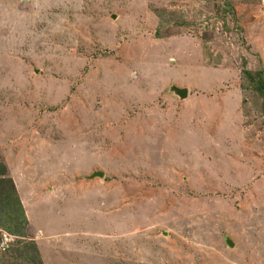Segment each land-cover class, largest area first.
<instances>
[{
	"label": "rangeland",
	"instance_id": "obj_1",
	"mask_svg": "<svg viewBox=\"0 0 264 264\" xmlns=\"http://www.w3.org/2000/svg\"><path fill=\"white\" fill-rule=\"evenodd\" d=\"M245 65L264 67V0H0V161L13 162L20 201L29 195L20 238L42 264H264V114ZM173 78L199 101L195 134L175 126L183 109L161 89ZM167 123L180 126L176 147L203 148L208 165H132L121 134ZM210 129L231 146L243 137L245 165H215ZM83 150L87 174H105L101 220L83 211L82 187L73 202L67 186L39 195L37 165L62 181L63 159ZM25 154L34 165H14ZM255 204L259 222L245 223ZM0 210V264H32L4 227L12 207Z\"/></svg>",
	"mask_w": 264,
	"mask_h": 264
},
{
	"label": "crops",
	"instance_id": "obj_2",
	"mask_svg": "<svg viewBox=\"0 0 264 264\" xmlns=\"http://www.w3.org/2000/svg\"><path fill=\"white\" fill-rule=\"evenodd\" d=\"M173 82L179 86H187L186 84H182L179 80H176L173 78L168 83L161 86L162 92L163 91L167 92V88ZM187 87L190 89L189 86ZM190 95L191 94L189 91V95L187 99H184V101L179 100L178 98L174 97L172 94H170V97L174 98V101L176 102V104H181L180 106L181 110L183 109L182 113H179V115L183 116L184 119L174 121L175 126L181 125L182 126L181 128L185 130L186 132L193 130L194 131L193 134H195V128H198V127L201 128L200 123H199L201 122V118L200 119L198 118V114H195V110H194L195 108H198L199 110V101L196 100L195 97L191 99ZM221 102L222 101H218L216 99L214 101L218 110L221 109V105H222ZM192 103L195 104V108H191ZM211 104L213 105V101H211ZM223 106L225 108V104H223ZM138 110L140 111L139 107H138ZM222 110L224 111L223 108ZM233 115L234 114L229 113L228 115L224 113V116H228L227 119L229 121L231 120L230 117H232ZM187 117L190 121V124L186 125L185 121L187 120ZM197 119H198V123L196 121ZM136 122L139 123V121H136ZM137 123H135L134 119H132L131 120L132 128H135ZM168 124L169 123H167V125ZM175 126L172 124H169L166 129L162 131L158 130L155 132H151L152 130H146V128L145 130H141V131L132 130L131 134L135 132L137 133L136 140H133V139L128 140L124 137V135L121 134L122 138L120 139L124 143V146L122 149L123 154L125 156L127 155V156L134 157V161L132 165H208L204 157L205 155L203 156V153H204L203 148L196 149L194 147L193 149L188 150V148L176 147L177 145L180 144L179 142L182 140L179 137V131L177 129L180 126L178 127H175ZM207 134L208 136H210L212 140L213 148H215L214 150L215 154L212 152V156H210L213 162H214V158L215 157L217 158L215 165H241V164L245 165L246 160L244 158H240L241 155L245 156V152L243 151L244 142L243 144L241 142V139L243 137L241 138L240 136L238 141H235L234 145L231 146L228 142L223 140V139H226V137H229L230 134L228 133L226 134L224 132L221 133L219 129H216L215 131L210 129L207 132ZM166 139H168L169 142H165ZM46 149H47V146H42L41 149L36 151L39 154H41L40 157L42 161H48L51 159L50 156H48L49 155L48 151L45 152ZM83 152L86 153V150L76 152L73 155L69 154L71 156L69 160H66V158L63 159L64 162H70L71 165H68L69 163H65L66 165H60V168L62 170L61 173L64 176L62 181H54V179H52V172L50 170H48L47 168H44L42 165H37V168L39 170L38 178L40 179V185L43 186L42 194H39V195H41L42 197H44V195L47 193L58 195L59 190L56 191L58 192L56 194L55 187L67 186L69 187L68 193L69 194L72 193L70 200L71 202H73L75 198H72V197L76 196V187H78V190L80 187H82V193H85L86 195L90 196L89 199L84 201L83 211L89 214L90 213L93 214V219L101 220L103 219V177L101 178L100 177H94V178L85 177V176H88L87 173L89 171L92 172L93 170L92 167L93 165H95V163L89 162L88 160H90L91 158V156H89L90 154L86 155V154H83ZM109 154H111L112 156L117 155V153L114 151ZM237 154H239L240 156H238ZM220 155H223L222 160L220 159L221 158ZM34 159L35 157L33 155L25 154L24 157L17 159V160L15 159L16 164L14 163V165H18L22 161L23 163H21L20 165L32 166L34 165ZM9 162L13 164L12 161L6 158L5 163L7 165H10ZM72 168H75L76 170L71 171ZM22 172L23 171L21 170L20 173ZM12 173H13V170L11 171V173L10 171H8L9 175H12ZM69 173H72L71 177L67 176ZM79 175H82L81 179H77ZM24 176L25 177L23 180L25 179L29 180L27 176L25 175V173H24ZM70 180L72 181L70 182ZM16 184H17V190H19L20 188H24L22 187L23 186L22 182H18L17 180ZM30 184L35 185L36 179L35 178L31 179ZM52 186H55V187L51 188ZM77 194H81L80 191H78ZM55 195H53V197H55ZM21 196H22V202H25L24 204L27 207V212L28 213H30V211L33 212L32 205L29 200L30 199L29 195L23 194ZM67 198H68V195H66V200ZM258 199H259V196H258ZM26 203L29 206H27ZM258 206L259 205L255 204L253 207H250V213L248 214L247 212L245 214L247 215V217L244 219L245 223L250 222L251 224V223L259 222V210L257 208ZM256 212H258L257 213L258 217H255V215L257 214H254V213ZM245 226H247V224H245ZM261 233H264V226L259 228V235ZM260 243H261V240L259 244ZM260 250H262L263 252L262 248H260Z\"/></svg>",
	"mask_w": 264,
	"mask_h": 264
},
{
	"label": "trees",
	"instance_id": "obj_3",
	"mask_svg": "<svg viewBox=\"0 0 264 264\" xmlns=\"http://www.w3.org/2000/svg\"><path fill=\"white\" fill-rule=\"evenodd\" d=\"M227 4H230L227 2ZM226 10H230L229 6L225 7ZM232 9V8H231ZM243 76L245 81L247 82L244 88H251L262 99V113L264 114V67H261L256 70H252L247 68L246 65L243 69ZM9 169L6 167L4 161H0V199L2 203H0L1 208H10L12 207L13 212H10V226L4 224V227L12 232H18L19 238L15 240L17 244L25 243L22 250L21 248H17L16 254L24 255L27 263L32 264H42L40 255L37 251V247L34 242H23L20 237H24L25 235V226H27L28 221L25 216V207L23 203L20 201L19 193L17 192L16 183L12 179L11 175L8 174ZM13 194H17L13 198ZM27 215V214H26ZM1 210H0V224L1 222Z\"/></svg>",
	"mask_w": 264,
	"mask_h": 264
},
{
	"label": "water",
	"instance_id": "obj_4",
	"mask_svg": "<svg viewBox=\"0 0 264 264\" xmlns=\"http://www.w3.org/2000/svg\"><path fill=\"white\" fill-rule=\"evenodd\" d=\"M113 17L115 18L116 15L114 14ZM167 92L172 94L174 97L178 98L179 100L187 99L189 95V88L187 86H179L176 85L174 82L167 88ZM104 172L101 170L95 171L92 174L86 176V178H94V177H104ZM225 241L230 247H234L235 243L230 238V236H225Z\"/></svg>",
	"mask_w": 264,
	"mask_h": 264
},
{
	"label": "clouds",
	"instance_id": "obj_5",
	"mask_svg": "<svg viewBox=\"0 0 264 264\" xmlns=\"http://www.w3.org/2000/svg\"><path fill=\"white\" fill-rule=\"evenodd\" d=\"M16 188H17V186H16Z\"/></svg>",
	"mask_w": 264,
	"mask_h": 264
}]
</instances>
